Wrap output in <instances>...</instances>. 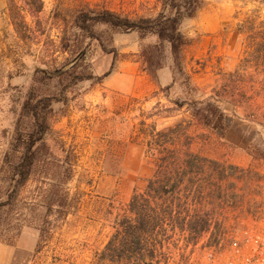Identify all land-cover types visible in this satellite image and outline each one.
Returning a JSON list of instances; mask_svg holds the SVG:
<instances>
[{
  "label": "rangeland",
  "instance_id": "1",
  "mask_svg": "<svg viewBox=\"0 0 264 264\" xmlns=\"http://www.w3.org/2000/svg\"><path fill=\"white\" fill-rule=\"evenodd\" d=\"M199 1L202 8L181 24L190 42L184 53L196 91L181 85L160 90L173 84L169 51L157 81L144 70L141 51L155 44V37L144 39L137 31L93 20L84 29L76 21L82 13L93 18L105 11L132 20L150 17L163 0H42L43 12L32 15L19 8L36 10L39 0H15L9 20L0 13V264H91L100 245L92 241L97 229L90 218L103 210L111 213V201L124 208L154 175L155 163L142 146L148 125L156 122L162 130L182 121L189 126L193 100H206L215 89L229 92L225 84L234 79L227 74L244 59L236 29L245 14L261 6L254 0ZM115 59L113 72L101 79ZM253 74L250 66L246 75ZM247 76L232 83L241 86L235 88L237 103L220 104L233 119L229 137L201 128L196 120L187 134L192 152H243L264 159L261 79ZM33 142L31 178L16 189L15 163ZM66 191L71 210L63 218L53 205ZM221 203L210 217L221 215ZM41 233L45 239L39 247ZM173 235L158 259L175 258L170 244L192 239L189 232Z\"/></svg>",
  "mask_w": 264,
  "mask_h": 264
},
{
  "label": "trees",
  "instance_id": "2",
  "mask_svg": "<svg viewBox=\"0 0 264 264\" xmlns=\"http://www.w3.org/2000/svg\"><path fill=\"white\" fill-rule=\"evenodd\" d=\"M257 1L261 9L245 14V18L237 27V33L243 37L242 54L244 64L242 68L249 65L256 66L260 74L264 77V0ZM34 10L42 11L43 3ZM173 0L171 3L163 0L162 8L154 16L139 17L132 20L128 17H121L112 12L105 11L96 17L88 14H81L77 18L78 25L84 29L86 21L93 20L100 24H105L121 30L137 31L145 39L155 37V44H148L142 48L141 60L144 70L157 81L158 72L164 68L166 52L169 51L172 57L173 84L167 88H160L161 91L171 90L176 85H181L191 91H196L191 73L188 70L185 59V48L189 45V40L181 31V24L185 18H193L202 8L203 3L199 0ZM84 26V27H83ZM90 30V29H88ZM115 61L111 69L101 78L105 79L113 72ZM245 70V69H244ZM191 87V88H190ZM264 88V80H263ZM178 109L183 108V103H177ZM192 119L197 120L202 126L210 129L219 137L225 139L229 137V132L233 126V119L228 117L220 107L217 99L210 97L203 101L193 100L190 103ZM167 118V117H165ZM142 125L147 126L142 122ZM145 141L151 156L156 158L158 171L156 180L150 181V194L135 195L130 203V215L125 216L117 222L123 228L122 235L115 234L98 259L99 263L109 262L110 264H159L157 256L166 248L165 241L170 239L167 230L164 228L166 220L174 214L183 213L189 207V199L196 202V189L183 188L184 177H186L179 154L176 150H169L168 146H174L179 137L185 134L187 127L180 121L173 127L158 130L156 122L147 127ZM35 143H30L26 147L25 154L15 163L19 180L16 189L23 188L31 178L32 169L35 166V159L31 154ZM188 159L185 161L187 168H201L204 162L195 154L187 153ZM211 165L221 169L224 174L228 169L219 163L211 162ZM158 177V178H157ZM185 190V193L184 191ZM188 192V193H187ZM66 197L61 198L60 203L53 205L61 217L70 214V206L66 203ZM162 200V204L153 207L152 200ZM52 207V204H49ZM48 207V206H47ZM188 213V211H187ZM207 225V220L205 222ZM175 229H172L174 231ZM189 230L196 232V222L189 224ZM179 232H172L176 234ZM43 233L40 235L38 246L44 241Z\"/></svg>",
  "mask_w": 264,
  "mask_h": 264
},
{
  "label": "crops",
  "instance_id": "3",
  "mask_svg": "<svg viewBox=\"0 0 264 264\" xmlns=\"http://www.w3.org/2000/svg\"><path fill=\"white\" fill-rule=\"evenodd\" d=\"M14 1L15 0H0V13L3 16L7 17L8 20L11 17L10 10L15 9V5L13 4ZM19 10H21V14L32 15L34 13V9L30 8L29 5H24V7H20ZM43 10L44 3L42 11L35 12L41 13L43 12ZM240 61L241 64H239L238 67L232 71V73L227 74L231 77V79H234V81H232L233 84L236 83L235 78L237 77L245 79L247 76L246 74H248V70L250 69V65L248 68H242L244 64V59H240ZM251 69L254 70V74L247 77H249L251 81L254 82H257L258 79H261L260 83L262 84V90H259V94L264 95V77L260 74V71L256 66L251 65ZM232 83L228 82V84H225L226 89H228L229 91L228 93L219 94L216 93L215 89V91H213L214 94L209 95V98L213 97L217 99L220 104H228V100H232L231 104L233 102H236L234 98L235 96H237V92H239V90L237 91L235 90V88H241V86H233ZM244 95L246 96V93ZM191 121L192 124L190 123L189 126H186L187 129L185 131V134L179 137L177 143L174 146L169 145L168 148L169 150H176L178 152L180 163L182 164L183 170L186 174V177H184L182 189H196V202H192V198H190L189 207L185 211H183V213L176 215L174 212L171 218L166 220V225L164 226V228L167 230L168 234L170 232H189L191 233L192 237H195L196 233L203 232L207 229V225H205V222L207 220L206 217L210 216L211 213H216L217 211H215V208L221 202L231 203L233 205L240 206L241 208L238 209L237 212L243 215H247L248 213L253 211L264 212V159H254L250 155L244 154L243 152H233L231 154H228L227 152L223 154L214 151H206L207 153H203L202 151H197L196 153L192 152V143L190 142L192 140L187 136V134H189L191 126L193 125V123L195 124L196 120L191 119ZM196 123L201 128H204L198 121H196ZM174 125L169 127H173ZM183 137H188L189 142L183 143ZM142 146L143 148H145L144 152L146 154V157H150L155 163L154 175L147 182L146 186L141 189L134 190L133 194L129 198L124 208H117L114 205V202L110 200V198H106L109 199V202L111 201L110 204L113 205L111 209L112 212L107 214V212L103 210L102 214H100L97 219L90 218L92 222L96 223L97 229V236L95 240L92 239V241L95 243V245L96 242L98 245H100L96 255L91 261V264H102L98 261L100 254L103 253V251L106 249L107 245L115 234L119 233L120 235H122L123 228L117 225V222L123 219L125 216L130 215L129 209L133 197L135 195L143 196L150 194V190L148 187L150 185V181L156 180L158 165L156 158L151 156L148 152L147 146H145L144 144ZM187 153L195 154L196 157H199L200 159L204 161L206 160L208 162H204L201 168H194L193 170L192 167L187 168L185 164V161L188 159V157L186 156ZM211 162H216L221 165H225L226 167L234 168L232 170L228 169L224 174H222L221 169L213 167L211 165ZM233 170H236L239 173H235V175H233ZM183 191L185 193V190ZM162 203V200H152L151 202L153 207H156L158 204ZM110 204H107L109 208ZM208 208L210 209V211L206 212L205 210ZM191 222H196V232H191L189 230V224ZM168 226L170 228H167ZM172 229L175 230L172 231ZM104 264L110 263L106 262Z\"/></svg>",
  "mask_w": 264,
  "mask_h": 264
},
{
  "label": "built area",
  "instance_id": "4",
  "mask_svg": "<svg viewBox=\"0 0 264 264\" xmlns=\"http://www.w3.org/2000/svg\"><path fill=\"white\" fill-rule=\"evenodd\" d=\"M240 208L222 202L221 215L209 216L206 230L171 243L169 249L177 256L167 254V259H157L159 264H264V212L243 215L237 212Z\"/></svg>",
  "mask_w": 264,
  "mask_h": 264
}]
</instances>
